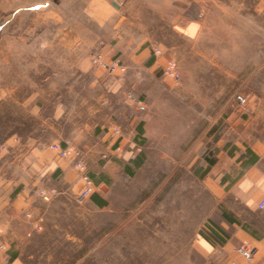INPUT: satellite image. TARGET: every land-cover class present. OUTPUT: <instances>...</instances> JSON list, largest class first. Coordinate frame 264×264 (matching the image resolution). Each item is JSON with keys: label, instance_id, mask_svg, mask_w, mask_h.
Masks as SVG:
<instances>
[{"label": "rangeland", "instance_id": "1", "mask_svg": "<svg viewBox=\"0 0 264 264\" xmlns=\"http://www.w3.org/2000/svg\"><path fill=\"white\" fill-rule=\"evenodd\" d=\"M64 1L0 0V122L12 118L14 124L16 118V107L7 103V94L14 92L1 91V84L15 86L23 51H35L38 45L11 38L64 34L62 23L32 29L47 8L30 10L47 2L61 18L73 20L63 10ZM134 1L136 45L145 48L146 57L105 59L114 67L109 72L91 62L99 52L89 54L91 66L108 72L104 82L118 80L121 88L73 91L66 140L80 152L84 167L72 157L62 158L70 162L75 187L66 194L38 189L37 195L51 202L37 205L34 228H47V233L34 236L28 245L34 254L25 251L23 261L248 264L235 246L225 244L228 234L219 223L231 214L229 207H236L225 195L224 179L238 172L226 158L241 154L239 118H264V0H183V31L175 27V11L165 10L175 0ZM75 25L79 30V22ZM154 47L161 53L155 55ZM77 63L73 59L72 66ZM169 63L178 73L176 80L163 72ZM120 71V76L113 74ZM82 78L89 83L90 76ZM100 94L104 100L95 99ZM237 96L244 100L238 102ZM113 105L119 109L111 118L135 116L133 124L101 127L96 118L112 114ZM51 109L44 107L42 113ZM3 131L0 124V136ZM82 172L94 191L77 200ZM25 218H32L30 211Z\"/></svg>", "mask_w": 264, "mask_h": 264}, {"label": "crops", "instance_id": "2", "mask_svg": "<svg viewBox=\"0 0 264 264\" xmlns=\"http://www.w3.org/2000/svg\"><path fill=\"white\" fill-rule=\"evenodd\" d=\"M175 1L174 6L167 4L165 10L175 11V27L183 31V0ZM41 3L30 8L34 11L47 8L41 12L42 16L33 20L32 29L62 23L65 33L11 38L18 43L38 45L35 51H23L15 86L1 84V91L14 92L7 94V103L16 107V118L14 124L12 118H7L6 124L5 118L0 122L4 130L0 136V228L6 246V251L0 250V264H26L23 254L25 251L29 256L34 254V247L28 246L33 243L34 236L47 233V228L41 231L34 228L37 205L51 202L43 201L37 195L38 189L66 194L76 185L70 162L59 158L49 147L51 143L63 145L70 138L73 91H81L84 87L102 90L108 85L111 91L121 88L118 80L104 82L108 72L102 66H91L89 54L99 52L103 60L127 58L135 61L146 57L143 56L145 48L136 45L137 7L134 0H66L63 10L65 14L73 15L70 21L56 14L57 8L50 3ZM78 22L80 29L76 30ZM73 59L78 62L75 67L72 66ZM121 72L113 74L120 76ZM88 76L89 83L82 78ZM97 98L104 100L103 94ZM44 107L52 108L50 114L42 113ZM112 109V114L96 118L101 127L114 122L123 128L124 123L130 126L136 119L135 116L111 118L117 116L119 108L113 105ZM239 119L241 154L226 158L231 165H236L238 172L224 179L225 195L236 207H229L231 214L227 212L219 224L228 234L226 245L236 247L244 243L255 246V262L260 263L264 259V214L258 210L257 202L264 194V118H254V121H250L252 118ZM226 171L225 176L228 175ZM28 211L31 219L25 218Z\"/></svg>", "mask_w": 264, "mask_h": 264}, {"label": "built area", "instance_id": "3", "mask_svg": "<svg viewBox=\"0 0 264 264\" xmlns=\"http://www.w3.org/2000/svg\"><path fill=\"white\" fill-rule=\"evenodd\" d=\"M153 53L155 55H158L161 53V50L158 47H154ZM91 62L95 64H102L107 67V70L109 72H112L114 70V67L102 59V56L100 53H94L91 56ZM164 74L167 75L170 78L177 79L178 73L174 69V65L172 63H169L165 69ZM237 101L242 102L244 99L242 96H237ZM114 133H118L117 129H114ZM50 149L55 151L56 155L60 158H69L72 157L73 159H76V165L82 170L84 165L80 157V152L74 148H71L69 146V141L65 140L64 144L61 145L60 143H51L49 145ZM117 150H119V146L116 147ZM81 178L83 180V187L79 191V193L76 195L77 200H82L83 198L89 196L94 191V184L91 181V179L88 177V175L85 172L81 173ZM44 198L47 199V195L44 194ZM257 208L258 210L264 214V194L260 198V200L257 202ZM2 229L0 228V250H5L6 246L4 242L1 239ZM256 247L255 246H248L244 243H241L235 247L236 254L248 262V264H264V259L261 260L260 263L255 262V254H256ZM227 264H233L232 262H227Z\"/></svg>", "mask_w": 264, "mask_h": 264}, {"label": "trees", "instance_id": "4", "mask_svg": "<svg viewBox=\"0 0 264 264\" xmlns=\"http://www.w3.org/2000/svg\"><path fill=\"white\" fill-rule=\"evenodd\" d=\"M92 199L95 200V201H97L94 195L92 196Z\"/></svg>", "mask_w": 264, "mask_h": 264}]
</instances>
